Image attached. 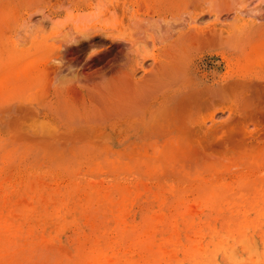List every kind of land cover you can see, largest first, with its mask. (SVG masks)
Returning a JSON list of instances; mask_svg holds the SVG:
<instances>
[{
	"label": "bare ground",
	"instance_id": "obj_1",
	"mask_svg": "<svg viewBox=\"0 0 264 264\" xmlns=\"http://www.w3.org/2000/svg\"><path fill=\"white\" fill-rule=\"evenodd\" d=\"M31 1L32 3L29 5L27 2L28 6L26 8H22L23 10L18 14V17L16 16L18 12L14 13V15L12 14L11 17L8 16L10 17V19L8 18L10 20L8 25L10 30L8 33L9 35L7 34V36L5 34V37L15 46L16 44L20 46L23 42L25 44L27 41L42 39V41L47 42L48 48L46 49L44 58L38 59L31 57L30 61L26 64V70L28 72H37L40 78L39 87L36 91L34 90L29 96H9L5 99L0 95V264H63L64 262V264H173L174 259H176L175 262L178 260L177 264H184L187 259L190 261V264H216V251L219 246L215 245L214 247L215 235L218 233L224 236L223 234L225 233L238 238L242 231L246 229H232V217L235 215V211L236 213L237 210L243 211L242 208L249 204H252L254 207L258 206L259 203L254 201V199L244 198L245 196L242 197L239 195L240 193L237 194L234 192L230 200L231 204L227 205L225 202H229V200H227L226 196L212 192L211 194L213 195L203 196L201 202L199 203L198 201L197 208L200 207V210L193 208L194 205L192 206V203L190 204L192 208L188 206L185 207L184 210L177 209L173 212L171 209L172 205L164 206L162 203H159L158 209L161 215L155 213V217L151 214L156 202L155 199L153 200L149 196L138 195L137 190V195H134V193L129 194L127 190L130 188L126 189V191L121 190L122 192L120 191L121 193L118 199L110 197L107 199L109 200L107 203L104 199L102 200L104 196L101 195L102 193H91L87 196L84 195L86 196L85 199L82 197L84 200L82 199V202L79 203L76 212H73L74 214L71 216L72 219L66 221L68 225L64 226L65 221L58 220L59 225L56 226L54 224L56 226L55 229L52 227L55 233H63L66 228L69 226L71 228V225H73L72 227L75 225L73 228V236L76 238L81 235L85 236L82 240L83 242L77 245L76 254L73 255L72 259H63V263L62 261L49 263V259H46L48 255L45 253L48 251L43 250L41 254L34 256L24 253V250L28 248V244L40 239L41 236L43 237V233L46 232L47 227L44 222L33 223L34 225H31L24 220L25 218H15L18 214L16 215L14 213V206H12V204L16 201L14 202V199L8 197L10 196L8 193L2 192V189H4L2 187L5 186L2 182V179H4L3 176L5 175L4 171H6L5 169H9L10 171L14 167L17 158L16 151L12 152L10 150L8 154L5 153V150H9L11 146L5 149L3 135L4 132L13 133L17 131L19 134L18 138L26 141L23 145L28 144L27 148L31 150L28 152L32 153L33 151L37 154L44 153V156L50 159L56 157L63 158V156L67 154L75 155L78 150L95 151V153L97 152L99 154L96 158H105L107 162L110 161L108 158L111 156L113 157L115 154L122 153V151L125 153V150L129 148L130 150L128 151L131 155L134 150L137 149L129 143L130 138H132L131 135H126L124 139L117 138L114 137L111 130L102 129L109 125V122L115 118L117 113L115 100L111 94L113 88L106 87L104 84L108 79L107 74L114 70L118 73L124 70H130L131 79H133V81L129 85L131 87L134 86L133 88L135 89L139 88L138 91L136 90L138 95H140L141 90L145 91L146 89V93L143 96H137L134 106H130L127 102L122 103L118 107L119 114L122 115L123 112L129 111L131 107L134 108L136 113L143 107L146 100L154 98L157 95H166L167 104L165 107H167V111L177 112L182 110H195L197 112L196 115L191 118L180 115L178 118L168 117L159 119L154 117L144 122V125L150 124L153 130L141 134L139 133L137 137L143 139L146 144L153 145L149 148L150 150L156 151L155 149L157 148H169L171 145L179 143L175 153L174 150L166 156L163 155L166 166L163 168L161 167L162 171L157 172V178L155 179H162L163 177L169 179L171 177L172 179L180 177L185 179L187 177L190 178V175L195 169H198V162L206 158L215 159L216 155L219 154V150L222 149L223 144L226 146V148H223L231 155L232 153L237 154L236 152L239 151L238 149L241 150L240 147H244L248 140L250 144L251 142L258 145L259 143L263 144L264 68L255 73L232 70L233 72L220 75L210 82H198L193 79L189 68H186L183 57L186 44L198 43L200 47L204 49L205 54L209 56L208 60L217 59L214 54H221L219 47L223 45L225 39H227L228 33L232 31H230V29L228 30L227 21L230 18H235L236 21L242 20L245 16L255 17L258 21H263L264 0ZM182 2L184 3L183 5H181ZM134 5H138L137 8L139 9H137L138 11L136 14L134 13V15L129 18L127 12L131 6ZM142 6H146L147 8L145 13L139 12L144 9H141ZM15 8L18 7L16 6ZM121 13L126 14L124 16L129 19H124L123 23L121 21V26L118 25V27L116 25V27L119 28L116 29L113 18L116 15L119 16ZM123 18L121 20H123ZM116 19L115 23H119L120 20L118 21ZM1 24H4L2 18L0 26ZM0 28H3V26ZM4 29H1L0 33L2 30L4 31ZM159 44H165L168 47L166 58L163 62L158 64L155 74L148 80V85L145 84V87H142L141 82H143V78H138V75L146 71V64L150 61L147 58L150 48ZM73 66H76V69H72ZM2 73V64L0 63V94L4 88L1 81ZM20 76L19 74V77ZM64 87L87 88V100L90 105L76 106L73 100L53 101L52 99H47L49 91H58ZM226 102H228L229 105L226 106ZM12 133L9 134V136L13 139H18L17 135H15L16 133L14 134L16 138L12 136ZM255 146L254 144V147ZM140 148L148 151V147ZM130 151H132V153ZM144 152L140 151L136 153H148ZM215 152L218 153L215 155ZM230 154H228V156ZM40 158L42 159L44 157L40 155L39 159ZM112 161L113 159L111 162ZM116 161H118L117 158ZM140 162L141 161H139V163ZM5 164L6 166H4ZM231 165H233V163H231ZM124 167H126V165ZM259 167L264 169V158ZM228 168L229 167H227V170ZM93 169L95 168H91L92 171ZM115 169L117 168H114V170ZM12 170L14 171V169ZM129 172L132 171L129 170L128 174ZM147 172H149V170ZM8 173L9 172H7L6 175ZM12 173L13 172H11L10 175ZM22 173L20 174L22 175ZM54 173H56V171ZM66 173L68 174V171ZM81 173H83V171ZM67 174H64V176H67ZM97 175L99 176V174ZM7 176L9 177V175ZM7 176L5 177L6 179ZM35 176H37V174H35ZM50 176L53 177L52 175ZM145 176L148 175L146 174ZM151 176H155V174ZM12 177H14V173ZM101 178L99 180L102 182ZM189 178L187 179L189 180ZM197 178L199 177L197 176L196 180ZM200 178L203 177L201 176ZM37 180L38 179L35 178V181ZM39 180L43 182V184L47 182L42 179ZM57 180H59V178H57ZM89 180L88 178V181ZM92 180L94 181V179L91 178V181ZM121 181L123 182V180ZM191 181L193 180L191 179ZM15 182L12 184L14 185ZM19 182L20 180L17 183L19 184V188H21V183ZM48 182L46 184H48ZM95 182L96 181H94V183ZM109 183L112 185L110 181ZM4 184H6V182ZM13 185H11L12 188ZM76 185L78 186V184ZM104 185L108 186V184ZM194 185L197 184L194 182ZM59 186H61V184ZM144 186L143 188L146 189V191L150 187L146 188L148 185ZM36 187L35 191H38ZM8 188L10 190L12 189L10 187ZM152 189H154V187ZM169 189L172 190L173 188L168 187L166 191ZM246 189L247 191L249 190L248 188ZM31 190L33 189H30V192ZM55 191L57 192L58 189ZM163 191L165 190L163 189ZM244 191L246 192L245 189ZM60 192L63 194L62 190ZM39 193L41 194V192ZM51 193L49 199L52 197ZM65 193L66 192H64V194ZM105 193L107 194L108 192ZM42 194L45 193L43 192ZM171 194L172 191L170 195ZM37 196H39V194H37ZM45 196L47 195L45 194ZM45 196L44 199L48 198L49 195L47 197ZM23 199L26 200L25 198ZM160 200L162 202L163 199ZM16 203L18 204V202ZM28 204L30 203L26 205ZM31 205L32 203L30 206ZM63 205L64 203L62 206ZM115 205L118 208V213H116L118 217L114 218L111 208ZM23 206H25V204ZM33 206L36 207L38 205ZM33 206H31L30 214H32ZM29 208L28 205L27 209ZM55 209L57 208L55 207ZM44 210H46V208L43 209V211ZM24 211L22 209V212L19 213L18 216H24ZM57 211H59V207L55 213ZM38 212L40 211L38 210ZM50 213L51 212H49V214ZM55 213L54 216L56 215ZM35 214L38 215L37 210L34 216ZM43 215L41 218L45 217V215ZM140 215L141 219L139 220ZM157 215L160 216L159 219H156L158 217ZM26 216H28V213ZM58 216L59 214H57L55 218H58ZM46 218L49 219L50 216ZM240 226H242V224ZM260 235L264 241V230L261 231ZM192 236H194V238H192ZM182 238H184L183 241ZM245 238L247 237H244V239L242 238L239 243L247 244L246 248L249 247L250 250L253 246L250 242L247 243V241H244ZM193 240L196 241L195 244L197 245L195 251L193 247L196 246L191 243ZM247 240L249 241V239ZM20 242H23V248L17 247L13 252H6L4 250L5 245H16L20 244ZM47 242L48 241L45 243L49 246L50 244ZM54 242L55 241H53L52 244H54ZM218 242L219 245H226L225 240H217V243ZM87 244L89 246H87ZM253 245L255 247L251 249V251L255 254L256 251L258 252V250H255L257 249L255 241ZM65 246L63 244L58 245L55 246V249L62 251L61 248L64 249ZM262 247L264 249V246ZM224 248L223 252L225 251ZM232 248L235 249V246ZM67 249L66 247L65 250L67 253L70 252V250ZM104 249L107 250L104 251ZM234 249H230L228 252L236 257V251L233 253ZM235 250H237V248ZM251 251H248L247 256ZM180 253H182L183 256L179 261L178 254ZM230 254H227L228 260L232 259V256L231 258L229 257ZM261 254L264 256V250ZM68 255L70 254L68 253ZM257 256H259L258 253ZM234 258L233 260H235ZM250 261L251 264H255L259 261V257H256V262L252 259Z\"/></svg>",
	"mask_w": 264,
	"mask_h": 264
},
{
	"label": "rangeland",
	"instance_id": "obj_2",
	"mask_svg": "<svg viewBox=\"0 0 264 264\" xmlns=\"http://www.w3.org/2000/svg\"><path fill=\"white\" fill-rule=\"evenodd\" d=\"M21 1L20 0H0V21L2 18V20L4 22V24H1L0 27L3 26V28H0V30L5 28L4 31L2 30L0 33V39H2V40H0V43H1L0 44V63L2 64V72H3L1 81H2V85L4 87L3 91L1 92L0 95L3 99H5L9 96H29L33 93L34 90L35 91L37 90V88L39 87L40 78H39L37 72H35V71L28 72L26 70V67H27L26 64L30 61L31 57L32 58H38V59L44 58L45 53H46V49L48 48L47 42L42 41V39L34 40V41H27V43H25V44L23 42V44L21 43L20 46H19V44H16V46H15L13 43H11L9 41L8 38L5 37L9 33V30H10L8 25L10 23L9 19L12 16V14L14 15V13L18 12V13H16V16L18 17L19 16L18 14H20L22 12L24 7L26 8L29 4L32 3L31 0H21ZM27 2H28V5H27ZM183 4L184 3L182 2L181 5H183ZM15 5L18 8H15L16 7ZM137 7H138V5H134V6H131V8L128 10L127 16L129 18L131 16H133L134 13L136 14V12L138 11L137 9H139ZM12 8H13V10H12ZM18 9H19V11H18ZM141 9H143V10H141L139 12L145 13L147 10L146 6H142ZM121 14L119 16L116 15L113 18L114 19L113 23L115 24L114 26L116 29H119L116 27V25L117 26L120 25L121 24L120 22L122 21V23H123L124 19L127 18L126 16H124L126 14H123V13H121ZM8 16H10V17H8ZM123 16H124V18H123ZM122 18H123V20H121ZM129 18H127V19H129ZM115 19L118 21L120 20L119 23L118 22L115 23L116 22ZM5 21H6V23H5ZM235 21H236L235 18H230L227 21L228 22V30L230 29V31L231 30L232 31L230 33H228V35H227L228 40L225 39L223 45L219 47V51L221 52V54H214V56L217 59L208 60L209 56L207 54H205L204 49L202 47H200V45L198 43L186 44L185 53H184V57H183L184 64L186 65L187 69L189 68V71L191 72V75H192L194 80H196L198 82H204V81L210 82L213 79H216L218 76L226 74L227 72H233V71L249 72L250 71L252 73H255L256 71H259L262 68H264V20L258 21L255 17L245 16L242 20H238L236 22ZM236 31H237V34H236ZM232 32H234L235 34ZM3 46H5V47H3ZM1 47H2V49H1ZM167 52H168V47L165 44H159L156 46H152L150 48V50L148 52L149 55L147 57L150 61H148V63L146 64V69H145L146 71H144L138 75V78H143V82H141L142 87H145V84L148 85L147 84L148 80L151 78L152 75L155 74V70H156V67L158 66V64L165 60ZM72 69H76V66H73ZM25 70H26V72H25ZM19 74L21 75L20 77H19ZM130 74H131L130 70H124V71L119 72V73L115 70L108 72V74H107L108 79L106 78L107 84L105 82H104V84L106 87L108 86L111 89L113 88L111 94L115 100L117 113L115 115V118H113L109 122V125H107L106 128H102V129L103 130H111L112 133L114 134V137H117V138H123L124 139L126 135H131L132 138H130L129 143L137 148L135 150L131 149V150H134V152H135V153L134 152L132 153V151H130L132 153L131 155L128 151V150H130V148L129 149L126 148V149H128V150H125V153L127 151L126 154L124 153V151H122V153L115 154V155H113V157L111 156L110 158H108V160L110 159V161L107 162V159L105 161V158H96L99 156V154L97 152L95 153V151L78 150L77 151L78 153L76 152L75 155L67 154V155L63 156V158L56 157V158L50 159V158H47L46 156H44V153L43 154H41V153L37 154V153H34L33 151H32V153L28 152L30 150L29 148H27L28 144L23 145L24 143H26V141L18 138L19 134L17 131L16 132L14 131L13 133L12 132L11 133L13 134L12 136L15 138H16L15 135H17L18 139L11 138V136H9V134H11L10 132L9 133L4 132L3 137H4V142H5V149H8L11 146V148H9V150H5V153L8 154V152L10 150L12 152L16 151V155H17L16 157L17 158H16V162L14 164V167L12 168V169H14V171L12 169L10 171H9V169H5L6 171H4L5 175L7 172H9L7 174V175H9V177L6 175L7 176V179H6L5 178L6 176L3 174L4 175L3 178L6 180L2 179L3 180L2 182H3V185H5L6 187L5 186L2 187V188H4V189H2V192L3 193L5 192L6 194L8 193L10 195L8 197L14 199V202L15 201L18 202V204L16 202L14 203L15 205L12 204V206H14V213L16 215L17 214L19 215V213L22 212V209H23V211L25 209L24 216L19 217L17 215V216H15V218H22V219L25 218L24 220H26L31 225H34L38 222H42V223L44 222L46 227H47L46 232L43 233V237L41 236L42 239L40 237V239L35 240V241L31 242L30 244H28V248H27V250H24V253H26L28 255L30 254V256H34V255L41 254L43 252V250L48 251L45 253L48 255L46 257V259H49V263H54L57 261H62V263H63L64 262L63 259H66V258L72 259L73 255L76 254L77 245H80L83 242L82 240L85 236L81 235L77 238L74 237L73 236V228L75 227V225H74V227H72L73 225H71V224H70L71 228L69 226L68 228L65 229V232H63V233H55L54 229L56 226L59 225L58 220L65 221L64 226L68 225V224H66V221H70L72 219L71 216L78 209L77 206L79 205V203H81L82 199L83 198L85 199L86 196L90 195L91 193H93V194H99V192L102 193L101 195H104L102 197V200L104 199L107 203L109 201L107 199H109L110 197H115L116 199H118L119 194L122 191H126V189L130 188L127 190L129 192V194L134 193V195L138 194L141 196H149L151 199H153V200L155 199L156 202H155L154 207H153L154 210L152 209V212H151V214L153 216H155L156 215L155 213L160 212V210L158 209L159 203H162V205H164V206L172 205L171 209L173 212L177 209L184 210L185 207H188V206L192 208L193 205H194L193 208H197V203H198V201H199V203L201 202V198L203 196L213 195L211 193L214 192V193H220L221 195L226 196V198H227V200H229V202L226 201L225 203L228 205V204H231L230 200L232 198L233 193L235 192L237 194L240 193L239 195L242 197L245 196L244 198L254 199V201H257L259 204H258V206H255V207L252 204H249V205L245 206L244 208H242L243 211L237 210V213L235 211V215L232 217V221H233L232 229H234V228H237V229L239 228L240 230L246 229V230L242 231V233L240 234V236H238V238H235V236L225 234V233L223 234L224 236H222V234H218V233L215 235L214 247H215V245L219 246L218 250L216 251V264L218 262H219L218 264H245V263L247 264V262H248V264H251L250 260L252 259V260H254V262H256V257H259V261H258L259 264H264V256H262V254H261V253H263V250H264L262 247V246H264V244H263L264 241L262 240V237L260 235L261 231L264 230V215H263L264 214V180H263L264 179V173H263L264 169H261L259 167V165L261 164V162L264 158V143L263 144L259 143V145H260L259 146L258 144L251 142V144H252L251 145L250 141L248 140V142L246 143L247 145L245 144L244 147L241 146L240 147L241 150L238 149L239 151L236 152L237 154L232 153V155L226 151V149H225L226 146H225V144H223V147H225V148L222 147V149L219 150V154H217L218 152L217 153L215 152V155L217 154L215 159L214 158H211V159L206 158V159L198 162V164H197L198 169L197 170L195 169V171L193 173L191 172L192 174L190 175V178L187 177V178H189V180L187 178H186L187 179L186 180L185 178H181V177L180 178H173V179L171 177L169 179V178L163 177V176H162L163 178L161 177L162 179H155V178H157L156 177L157 172L162 171L161 167L163 168L166 166L164 156H166L170 152H173L174 150H175L174 151V153H175L177 150V145L179 143L176 145L175 144L171 145V147H169L170 149L167 147V148H159V149L157 148L158 151H157V149H155L156 151L150 150L149 148L152 147L153 145H148L143 141V139H140L137 137V135L139 133L141 134V133L149 132V131L153 130V127L150 124L144 125V122L147 121L148 119H151L154 117L159 118V119L160 118H168V117L178 118L180 115V116H183L186 118H191L192 116L196 115L197 112L195 110H189V111L182 110V111H177V112L167 111V107H165V105L167 104L166 95H157L154 98L146 100L145 104L143 105V107L138 112L135 113L134 108L131 107V109L129 111L123 112L122 115L119 114L118 107L122 103L127 102L130 104V106H134L136 103V100H137V96L140 97L146 93V89H145V91L141 90L140 95H138L136 93V90L138 91L139 88L135 89V88H133L134 86L131 87L129 85L133 81V79H131ZM124 92H125V94H124ZM47 99L48 100L52 99L53 101H55V100H58V101L73 100L75 102L76 106H89L90 105L89 101L87 100V88H83V87H64L58 91L51 90L48 93ZM225 105L226 106L229 105L228 102H226ZM135 119H141V120H135ZM17 140L20 142H18ZM15 141H16V143H15ZM254 144L256 145L255 147H254ZM22 146H23V148H22ZM246 146H249L250 148L246 147ZM29 147H30V145H29ZM140 147H148V151L146 149H143ZM244 148H246V149H244ZM21 151H23V152H21ZM140 151L141 152L145 151L146 153L147 152L148 153L147 154H143V153L138 154ZM89 152H91V153H89ZM136 152H138V153H136ZM88 153H89V155H88ZM252 153H253V155H252ZM223 154H224V156H223ZM228 154H230V155L228 156ZM40 155H42V157H44V158L39 159ZM226 155H227V157H226ZM114 156H115V158H114ZM212 156H214V155H212ZM26 158H28V159H26ZM116 158L118 159V161H116ZM219 158H220V160H219ZM86 159H87V161L88 160L89 161L87 162ZM92 159L93 160L95 159L94 162ZM112 159H113L112 162H114V163L111 162ZM135 159L137 162L135 161ZM230 159H232V160H230ZM24 160H25V162H24ZM123 160H125V161H123ZM139 161H141V162L139 163ZM45 162L48 164H46ZM104 162H106V163H104ZM127 162H128V164H127ZM40 163H43V164H40ZM223 163H226V164H223ZM231 163H233V165H231ZM58 165H60V166H58ZM89 165H91V166H89ZM111 165H114L115 167L111 166ZM125 165L127 168L124 167ZM4 166H6V164ZM92 166L95 168V169H93V171L91 170V168H93ZM132 167H133V169L134 168L135 169L133 170ZM158 167H159V170H158ZM227 167H229L228 170H227ZM83 168L84 169L86 168V169L84 170ZM114 168H117V169L114 170ZM138 168H139V170H138ZM128 169L130 171H132V172H129V174L131 176L128 174V171H129ZM86 170H87V172H86ZM120 170H122V171H120ZM148 170H149V172H147ZM55 171H56V173H54ZM67 171H68V174L66 173ZM82 171H83V173H81ZM11 172L14 173V177H12L13 173L10 175ZM26 172H29V173H26ZM62 172H63V174H62ZM96 172H98V173H96ZM20 173H22V175ZM16 174H18V175H16ZM35 174H37V176H35ZM39 174H41V175H39ZM53 174H55V175H53ZM64 174H67V176L66 175L64 176ZM87 174H89V175H87ZM97 174H99V176ZM125 174H126V176H125ZM146 174L148 176H145ZM154 174H155V176H151ZM193 174L195 175V177ZM259 174L260 175L262 174V175L260 176ZM50 175H52L54 178L51 177ZM117 175H119V176H117ZM30 176H32V177H30ZM39 176H41V177H39ZM197 176L199 178H197V180H196ZM201 176L203 178H200ZM61 177H62V180H61ZM65 177H66V179H65ZM98 177H100V178L102 177L101 178L102 182H101V180H99L100 178H98ZM8 178H9V180H8ZM31 178H33V179H31ZM35 178H37L38 180L42 179L43 181H47V182L49 181V182H48V184H46L47 182L46 183L44 182V184H43V182H40V180L39 181L37 180L38 181V183H37V181H35ZM48 178H50V179H48ZM52 178H53V180H52ZM57 178H59V180H57ZM88 178L90 179L89 181H88ZM91 178L94 179V181H96L97 183L96 182L94 183V181L92 180L94 183L93 184L91 181ZM113 178H115V179H113ZM14 179L16 182L14 181ZM191 179L193 181H191ZM19 180H20L19 183H21L20 184L21 188H19V184L17 183ZM31 180H33V181H31ZM121 180H123V182ZM4 181L6 182V184H4L5 183ZM109 181L111 182L112 185H110ZM135 181H137V182H135ZM8 182H10V183H8ZM14 182H15V184L13 185L12 183H14ZM24 182L27 184H25ZM67 182H69V183H67ZM194 182L197 185H194ZM56 183H59V184H56ZM75 183L78 184V186ZM103 183L108 184V186L104 185ZM135 183L138 185V187ZM10 184L13 185V188ZM60 184H61V186H59ZM82 184H83V186H82ZM124 184H126V185H124ZM31 185H33V186H31ZM42 185H44L45 187ZM47 185H48V188H47ZM87 185H89V186H87ZM144 185H148L146 188H148L150 186L147 191H146V189L143 188V187H145ZM170 185L173 189L172 190L169 189L170 191L169 190L166 191V189L168 187L171 188ZM25 186H26V188H25ZM34 186L35 187L37 186L40 189L36 187V189L38 191H35ZM41 186H42V188H41ZM52 186H53V188H52ZM158 186L161 188H159ZM8 187L12 188L13 190L12 189L10 190ZM54 187H56V188H54ZM59 187H61V188H59ZM153 187H154V189H152ZM6 188H7V190H6ZM23 188H24V190H23ZM96 188H97V190H96ZM103 188H104V190H103ZM162 188L165 191H163ZM246 188H248L249 190L247 191ZM256 188H257V190H256ZM27 189H29V190H27ZM30 189H33V190H31V192H30ZM54 189L55 190L58 189V191L56 192ZM84 189H85V191H84ZM244 189L246 190V192L244 191ZM61 190L63 191V194H62V192H60ZM136 190L138 192L139 191H143V192H139L140 193L139 194ZM186 190L188 193L186 192ZM9 191H11V192H9ZM42 191L47 196L49 195L48 198L44 199L45 194H42L43 193ZM150 191H152V192H150ZM171 191H172L173 195L172 194L170 195ZM256 191H258V192H256ZM36 192H37V194H39V196H37ZM39 192H41V194ZM64 192H66L69 196L66 193L64 194ZM105 192H108V193L106 194ZM136 192H137V194H136ZM155 192L157 193L158 198H157V195ZM50 193L52 195V197L50 199H52V200L49 199ZM84 195H86V196H84ZM154 195H156V196H154ZM22 196H23V198H25L27 200V202H26V200H24L22 198ZM47 196H45V197H47ZM76 196L78 198L79 197L80 198L78 199ZM192 196H194V197H192ZM17 197H21L25 202L21 198H17ZM154 197H156L157 199ZM262 197H263V199H262ZM15 198H16V200H15ZM36 199H37V201H36ZM66 199H67V201H66ZM71 199H73V200H71ZM160 199H163L162 202ZM164 200H165V202H164ZM23 203L25 204V206H23L24 205ZM27 203H30V204L32 203L31 206L38 205L36 207L33 206L32 214H30L32 207L30 206V204H28L30 208L27 209L28 208V205H26ZM63 203H64V205L62 206ZM68 204H69V207H68ZM157 204H158V206H157ZM190 204H192V206H190ZM195 204H196V206H195ZM51 205H53V206H51ZM44 207L46 208V210L43 211V209H45ZM55 207L57 209L59 207V211H57L56 213H55V211L57 209H55ZM75 207H76V209H75ZM41 208H42V210H41ZM72 209H75V210H72ZM26 210H28V211H26ZM36 210H37L38 215L35 214V216H36L35 217L34 213L36 212ZM38 210L40 212H38ZM111 210H112V215L114 216V218L118 217V216H116L117 215L116 213H118L117 206L116 205L113 206V208H111ZM197 210H200V207L197 208ZM41 211H43L44 213ZM49 212H51V213L49 214ZM260 212H262V213H260ZM27 213H28V216H26ZM42 213L45 215V217L41 218V216L43 215ZM54 213L56 214L55 216H54ZM244 213H246V214H244ZM39 214H40V216H39ZM57 214H59L60 217L58 216V218H55V217H57ZM159 215H161V214L159 213ZM32 216H33V218H32ZM49 216H50L49 219L46 218ZM61 216H62V218H61ZM159 218H160V216H158L156 219H159ZM41 219H43V220H41ZM140 219H141V215L139 217V220ZM113 224H115V223H113ZM241 224H242V226H240ZM246 226H247V228H246ZM52 227H54V229ZM52 229H53V233H52ZM247 232H249V233H247ZM53 235L58 236V237H55ZM244 237H247V238H245L244 241H247V243L250 242V244L253 246V248H251V249H254L255 246L253 244L255 241V243L257 245V247H256L257 249H255V250H258V252L256 251L254 254L253 251H251V249L249 250V247H247L248 249L246 248L247 244H241V242L239 243V241L242 238L244 239ZM250 237H251V239H250ZM192 238H194V236H192ZM206 238H205V241H206ZM252 238H253V240L254 239L255 240L253 241ZM247 239H249V241ZM183 240H184V238H182V241ZM217 240H225L226 245H224V244L219 245V242L217 243ZM46 241H48L47 243L50 244L49 246H48V244L46 245V243H45ZM53 241H55L54 244H52ZM191 243L194 245L196 243V241L193 240ZM62 244L64 246L66 245L64 249L61 248L62 251H60L59 249L58 250L55 249V246L62 245ZM52 245H54V246H52ZM23 246H24L23 242H20V244H16V245H8V246L5 245L4 250L6 252H8V251L13 252L17 247L23 248ZM87 246H89V245L87 244ZM194 246H196V247H193V250L195 251L197 249V245L195 244ZM233 246H235V249L237 248V250L232 248ZM66 247L70 250V252H68L70 255H68L67 251L65 250ZM22 248H20V249H22ZM223 248L225 250L224 252H223ZM230 249H234L233 253L236 251V253H235L236 257L232 256L230 254V252H228V251H230ZM106 250L107 249H104V251H106ZM248 251H251V252H249V255L247 256ZM257 253L259 254V256H257ZM180 254H178L179 261L182 259L181 257L183 256L182 253H180ZM227 254L228 255L230 254L229 257L231 258V256H232V259L228 260ZM218 257L220 258V260ZM233 258L235 260H233ZM239 259H242V260H239ZM175 260L176 259L173 260V264H175V263L177 264L178 260L176 262H175ZM258 262H256L255 264H258ZM178 264H180V263H178ZM184 264H190V261H188V259H187V261Z\"/></svg>",
	"mask_w": 264,
	"mask_h": 264
}]
</instances>
